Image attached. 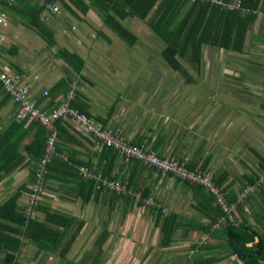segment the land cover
I'll list each match as a JSON object with an SVG mask.
<instances>
[{
  "label": "crops",
  "instance_id": "obj_1",
  "mask_svg": "<svg viewBox=\"0 0 264 264\" xmlns=\"http://www.w3.org/2000/svg\"><path fill=\"white\" fill-rule=\"evenodd\" d=\"M222 1H224L222 6L228 4L226 0ZM237 1L231 0L229 3L235 4ZM42 3L43 0H1L0 14L3 15L4 20L0 21V69L4 72L18 74L22 81L30 83L31 98L35 102L41 100L40 105L44 108L51 106L48 98L43 99L45 90L51 92L53 102L56 104L65 95L67 97L69 91H73V98L76 97L95 123L98 124L97 117L104 118L105 127L112 130L113 133H120L131 144L147 145L160 157H173L184 164L193 157L199 162L208 159V171L201 172L209 173L212 164L211 154L201 143H196L197 138H200L198 133L205 128L201 125L208 121L209 116L201 117L193 113L194 107L206 104L205 100L192 95L193 91L208 90L202 86L203 83L187 82L184 79L186 83L184 91L178 98L160 99L161 93L168 92L170 87V79L168 82H162L163 75L168 72L172 74L176 72L175 70L170 69L168 65L167 68L151 65L147 62L145 54L127 51L131 47L126 46L111 30V32L108 31L109 28L107 29L104 25L95 8L90 7L86 14L75 9L76 14L73 15L59 1L51 2L58 7L57 11L50 10L49 3L43 9L38 10ZM72 16L83 23L80 34H71L77 30L76 25L69 24ZM30 19L35 20V23L30 22ZM127 21L126 18L122 20V23L136 35V43L138 36L128 26ZM41 28L50 31V37L53 40L48 41L40 35L37 29ZM88 37H91V40ZM50 42L54 43L50 45ZM100 42L105 43L107 48L103 49L99 44L96 45L100 48L96 46L95 49L92 48L93 43ZM61 49L75 53L82 59L83 65L79 72L73 70L69 62L58 52ZM190 74L192 75V73ZM62 78L65 79L62 84L55 85ZM160 81L161 83H159ZM186 91L189 93H185ZM106 95L110 97V100L106 98ZM143 95H145L144 98ZM155 95L158 98H153ZM124 96L127 99L123 98ZM124 100L128 105H124ZM218 102L220 103V101ZM16 106L13 99L0 87V134H4L7 130L10 131L7 132L8 140H12L20 130V128L15 130L12 125L17 121L14 118ZM72 107L76 109V107ZM134 108L136 111L132 112ZM202 118L204 121L201 120ZM61 119L71 131L69 133L79 140L77 144L67 143L68 146H72L70 151L79 160L86 161L89 164V169L97 170L100 165V157L103 156L101 152L104 145L95 138L82 134L70 116ZM28 123L29 121L24 126H27ZM31 132L29 131V134L20 141V145H22L20 151L23 154H26V150L22 147L30 139ZM5 138V134L3 137L1 136L2 140ZM14 162V164L9 162L0 167V204L16 192L17 188L25 187L16 200L17 209L15 211L24 215L26 219L27 216L31 219L33 217L42 219V211L33 209V206L41 202L43 205L47 204L53 209L63 210L84 220V226L70 246L67 259L79 261L83 255L93 249L90 247L94 245V240L99 234L97 230L94 231V221L99 219L108 221L111 213L117 209L126 212L124 216L121 213L120 217L125 221L129 212H132L136 207H142L127 202V198H111L106 192L100 193L94 201L82 203L79 197L71 196L60 188V186L73 185L69 182L60 184V181L49 180L40 192L35 190L31 192L34 185L33 179H35L31 180L29 175L31 162H27V157L23 161L20 159ZM84 167L88 166L84 165ZM110 174L121 182L130 179L131 188L133 187L135 191H142L144 187L150 188V196H153L159 203L162 216L169 213L176 214L177 226L171 241L172 244L170 243L172 246L177 243L178 238L181 239L180 241L188 243L192 238L189 235L191 232H195L196 237L202 234L198 228L200 224L208 221L205 214L202 213L206 211L208 201L200 195L202 191L199 193L192 183L186 184L171 174L162 175L153 167L140 166L134 161L125 160L118 152L113 159ZM239 178L238 175L231 176L227 183H230L232 187L238 183V189L240 187ZM237 189H235L236 193ZM205 191L207 192L204 189ZM32 193L37 196L35 204L31 197ZM213 204L216 205L214 202ZM110 206H114V209L110 210ZM148 210L153 217L154 225L160 228V222L158 224L155 222L156 214L149 208ZM16 213H13L15 220L17 219ZM6 219L0 214V232L3 231L0 233V238L11 236L20 240L19 248L16 251L6 250L7 253L15 256L14 262L60 264L57 252L51 253L41 249L30 241L23 223L17 226L15 222ZM250 219H252L251 216ZM2 224L3 226H1ZM7 224L10 226L9 229L5 228ZM89 227L93 230V238L90 244L80 248L79 244L85 237L88 236L91 239V233L87 230ZM159 228L155 230V234L150 233L149 236L144 237L141 244L145 243L144 245H148V248L151 247V250L158 248L155 235H159L157 233L160 232ZM108 231L107 237L114 235L120 245L127 240V238L124 239L123 234L119 235L117 232L112 234L109 228ZM137 240L140 241L138 237ZM61 246L58 248V252ZM160 248L162 249V247ZM79 251L85 252L78 253ZM3 256L0 254V259ZM232 257L216 262V264H242L241 261L238 259L235 261Z\"/></svg>",
  "mask_w": 264,
  "mask_h": 264
},
{
  "label": "trees",
  "instance_id": "obj_2",
  "mask_svg": "<svg viewBox=\"0 0 264 264\" xmlns=\"http://www.w3.org/2000/svg\"><path fill=\"white\" fill-rule=\"evenodd\" d=\"M56 1H59L73 15L76 14L75 9L82 14H86L90 7L95 8L99 12L104 25L129 47L135 44L136 35L122 23V20L130 17L146 20L153 33L163 43L161 50L162 59L170 69L178 72L187 82H195L196 78L182 65L180 59H185L193 67H198L201 63L202 48L205 45L216 47L222 51L242 53L247 46L248 33L257 17H262L264 22V0H238L239 4L235 9H229L227 4L222 6L224 1L223 3H216L211 0H195L193 2L189 0H43L38 10L43 9L46 4ZM226 1L229 3L231 0ZM30 22L35 23V20L30 19ZM37 30L48 41L52 39L50 37L51 32L46 28ZM58 52L69 62L73 70L77 72L81 70L83 61L77 54L71 53L66 49H61ZM63 80L65 79H60L55 85H61ZM44 92L43 99L48 98L51 106L48 105V108H44L40 105L41 100H38L35 105L40 109L51 112L64 102H67L69 106L76 107L78 112L83 113L91 120V116L81 106L76 97L67 100L65 95L56 104L53 102L51 92L48 90L46 94ZM15 120L18 122H13V128L15 130L20 128V130L17 129V135L12 140H8L7 137V132L10 131L4 132L5 140L1 139L4 134H0V167L9 162L14 164V161L20 159L23 161L27 157V162H31V168L29 169L30 178L31 180L32 178L36 179V170L39 167L40 159L45 154L50 131L37 120L16 118ZM28 121L27 126H24ZM97 122L102 128H106L104 118L97 117ZM54 125L57 128V137L56 141H54V150L50 155V160L45 165L41 187H44L49 180L60 181V184H63V182L72 183L73 185L71 186H60V188L71 196L79 197L81 202L85 204L89 201H94L96 196L105 192L114 199L127 198V202L149 208L156 214V224L161 223H159L161 232L159 245L161 247L169 245L176 232L177 216L174 213L162 216L163 213L159 203L153 196H150V188L144 187L142 191L136 190V192H139L141 199L151 197L154 201L153 205H147L141 200H135L128 193H117L102 184L103 178L118 181L110 174L117 151L113 148L102 146L101 155L103 154V156L100 157V165H98L97 170H91L86 161L79 160L70 151L72 146H68L67 143L77 144L79 140L76 136L69 133L71 131L68 126L61 118L54 120ZM29 131H32L31 137L22 147L26 150V154H23L20 151L22 146L20 141L29 134ZM251 150L258 158L259 169L264 173V156L252 147ZM105 156L107 157L105 158ZM14 157L16 158L14 159ZM128 161H134L138 165L144 166L135 159ZM84 165L88 166L87 168L91 172L99 171L97 172L101 175L99 180L97 178L83 177L79 172V168ZM185 165L191 170L208 171V159L199 162L193 157L186 161ZM157 171L160 174L162 173L160 170ZM227 175L226 170H217L212 174V177L215 183L222 187L223 191H226L227 201L229 203L236 202V190H233L232 185L227 183ZM239 177L240 187L238 190L241 191L247 185H252L254 186V191L256 190L260 194V200L253 196L254 191L249 192L236 203L235 211L236 216L238 214V218L235 217V222L227 221L212 229L211 225L217 221V218L223 212L219 206L212 205L214 199L209 193L204 192L201 186L192 184L199 190V193L202 191L200 195L208 201L206 211L202 210L208 221L200 224L198 229L201 232L203 231V233L206 232L208 238H211L210 240L212 241L208 243L209 239H206L204 242L196 241L191 244L190 259L192 264H214L232 256L235 261L238 259L242 264H264V175L263 181L260 183L255 181L259 179V175L256 173H243ZM35 179H33L34 182ZM118 182L125 185L128 190H134L135 192V189L131 188L130 179ZM183 182L190 184L186 181ZM24 190L25 187L17 188L16 192L0 204L2 217H6L7 221L15 222L17 226L23 223L30 241L41 249L51 253L57 252L60 264H99L97 259L102 255V245L109 235L107 222L103 223V228L94 240L97 251L93 252L91 250L88 255H83L79 261L67 259L66 256L70 246L84 226V220L63 210L53 209L47 204L43 205L41 202L33 206V209L42 211V219L39 217L31 219L28 216L26 219L24 215L15 211L17 209L16 200ZM30 191L32 192L33 188ZM245 204H247L246 210L244 208ZM109 209H114V206H110ZM13 213H16V220ZM125 213L122 211V216ZM249 215L254 221L250 222L248 220ZM5 228L9 229L10 226L7 224ZM0 233H3V231ZM8 240L13 243H9ZM0 242V254L4 255L0 259V264H21L14 262L15 256L6 252L7 249L16 251L19 248L20 240L11 236H3L0 238ZM60 246L61 248L58 252L57 250Z\"/></svg>",
  "mask_w": 264,
  "mask_h": 264
},
{
  "label": "rangeland",
  "instance_id": "obj_3",
  "mask_svg": "<svg viewBox=\"0 0 264 264\" xmlns=\"http://www.w3.org/2000/svg\"><path fill=\"white\" fill-rule=\"evenodd\" d=\"M257 18L248 33L247 46L242 53L222 51L216 47L205 45L202 48L201 63L198 67H193L185 59H180V62L188 69V72L192 73L196 82L203 83L202 86L208 89L193 91L192 95L206 102L204 106L194 107L193 113L201 117L209 116L208 121L204 125L202 123L201 127L205 128L198 133L200 138L196 140V143H201L211 154L212 164L209 173L212 175L217 170H227V180L231 176H240L242 173H256L259 175L257 182L260 183L263 181L264 173L259 169L258 158L251 150L252 147L264 156V22L262 17L258 16ZM127 20L128 26L138 36L137 42L127 51L145 54L147 62L151 65L167 68L161 57L163 43L153 33L147 21L138 18H127ZM69 24L77 26V30L71 34H80L82 22L72 16ZM108 31L111 32L110 29ZM88 39L91 40V37ZM96 44H99L103 49L107 48V45L101 42L93 43L92 48L95 49V46L100 48ZM164 70L167 71V69ZM169 79V91L161 93L160 99L178 98L184 91L186 83L178 72L164 74L162 82H168ZM185 93H189V91ZM106 96L110 100V97ZM142 97L144 98L145 95ZM153 98H158V96L155 95ZM124 105H128L125 100ZM135 111L136 108L132 109V112ZM201 120L204 121V118ZM237 185L235 183L232 189H237ZM224 192L227 197L226 191ZM253 193V196L260 200L258 191L255 190ZM238 196H241L239 190L236 193V199ZM246 206L247 204L244 206L245 210ZM233 211L235 217L238 218L234 207ZM121 213L120 209H117L111 213L108 221L102 219L94 221V231L100 232L103 223L107 222V228L112 231V234L117 232L119 235L123 234L124 239L127 238L124 244L120 245L114 235L107 237L102 245L104 246L102 255L97 259L99 264H192L190 259L191 244L198 241L201 235L196 237L195 232H191L189 235L192 238L188 243L180 241L181 239L178 238L175 245L172 246L171 243L161 249L158 244L160 241V232L158 231L159 235L155 236L159 247L151 250V247L148 248L149 246L144 245L145 243L141 244V241L148 234H155V230H158L159 227L154 225L148 208L136 207L128 213L125 221L120 219ZM248 220L253 221L250 216H248ZM87 230L91 233V239L88 236L85 237L79 244L80 248L90 244L93 238V230L90 227ZM200 233L203 234V231ZM208 239V243H211V238ZM92 247L93 252L97 251L96 245L90 248ZM83 252L85 251L78 253ZM75 257L77 256L75 255Z\"/></svg>",
  "mask_w": 264,
  "mask_h": 264
},
{
  "label": "built area",
  "instance_id": "obj_4",
  "mask_svg": "<svg viewBox=\"0 0 264 264\" xmlns=\"http://www.w3.org/2000/svg\"><path fill=\"white\" fill-rule=\"evenodd\" d=\"M193 2L195 0H189ZM216 3H223L222 0H211ZM1 2V0H0ZM239 1L235 4L228 3L227 7L229 9L237 8ZM48 8L53 11H57L58 7L56 5L49 3ZM4 20L2 14H0V21ZM0 85L6 91V93L13 99L16 106L15 118L16 119H29L37 120L39 123L44 125L49 131L50 135L47 140L45 154L40 159L39 167L36 170V179L33 185V190L41 191L43 183V173L45 171V165L50 160V155L54 150V141L57 137V128L54 125V120L60 119L66 116H70L74 122L77 124L78 130L85 135H89L96 140L100 141L106 147L113 148L117 151L120 156L125 160L135 159L146 167H153L160 170L162 175L171 174L174 177L186 181L188 183L196 184L202 186L207 192L213 197L214 202L219 206L223 212L222 215L217 218V221L213 223L210 227L216 228L222 223L235 222V214L233 207L235 209L236 203L245 197L249 192L253 191L251 189L254 186L247 185L241 190V196H238L236 202L229 203L226 200L225 192L222 187L218 186L212 175L210 173H204L198 170H191L186 167L182 162H179L173 157H160L144 144H131L129 143L120 133H113L110 129L102 128L99 124L90 120L83 113L78 112L72 106H69L67 102L61 104L55 110L51 112H46L35 105V101L30 96L31 84L22 81L20 75L12 74L9 72H4L0 69ZM46 94V91L44 92ZM73 98V91H69L67 95V100ZM79 172L83 177L87 178H99L100 173L91 172L87 168L80 167ZM102 184L117 193H128L135 200H141L144 204L153 205L154 201L151 197L141 199L139 192L130 191L125 185L119 183L115 180H108L103 178ZM33 204L37 201V196L32 193ZM208 239L206 232L201 234L198 241L204 242ZM197 241V242H198Z\"/></svg>",
  "mask_w": 264,
  "mask_h": 264
}]
</instances>
